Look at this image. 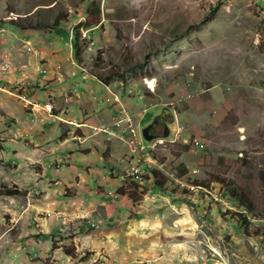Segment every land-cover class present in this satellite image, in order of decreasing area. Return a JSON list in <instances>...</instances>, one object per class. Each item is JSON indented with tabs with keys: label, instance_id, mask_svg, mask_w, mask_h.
Returning <instances> with one entry per match:
<instances>
[{
	"label": "rangeland",
	"instance_id": "rangeland-1",
	"mask_svg": "<svg viewBox=\"0 0 264 264\" xmlns=\"http://www.w3.org/2000/svg\"><path fill=\"white\" fill-rule=\"evenodd\" d=\"M78 25L81 62L72 46ZM0 26V188L32 186L20 202L0 195V264H264V0H0ZM108 94L110 106L145 109L141 133L162 106L173 110L171 135L153 150L157 182L150 170L140 181L128 175L129 147L96 128L113 119L85 118ZM79 131L112 141L110 161L96 152L87 159L97 180L112 168L117 180L90 184L80 196L70 188L56 194L84 160L56 167L44 154L47 174L62 180L30 185L29 174L44 166L22 149L42 156V137ZM153 133L164 138L163 125ZM47 186H56L54 199L83 200L85 211L58 216V231L34 234L45 238L33 249L25 235L27 248L13 253L30 201L51 227Z\"/></svg>",
	"mask_w": 264,
	"mask_h": 264
},
{
	"label": "crops",
	"instance_id": "crops-1",
	"mask_svg": "<svg viewBox=\"0 0 264 264\" xmlns=\"http://www.w3.org/2000/svg\"><path fill=\"white\" fill-rule=\"evenodd\" d=\"M108 96L109 97H107V99H104L105 100L104 105L98 106V108L96 107L98 110L101 108V111H97L96 108L88 110L89 111L88 116L85 117L88 121H91L92 123H102V124L111 122V120L113 119L116 103L113 106L112 105L110 106L109 102H113V98H112L111 94H108ZM71 111H72L71 117H75L78 119L83 118V117H78L75 113H73V112H75L74 109H71ZM79 130H81V129H79ZM77 136H79V137H77ZM73 138L77 139V142H76L78 144L77 148H75L74 146L71 145V142H73L72 141ZM46 143L49 145H46ZM40 144L41 145L44 144V145H46V147L49 148V149L48 148L47 149L41 148L42 149L41 155L43 154L42 156L35 154L33 152V150H31V149L23 148L21 151V154L23 155L22 157L31 158L34 161L35 160L39 161L44 166V161H45L44 160V158H45L44 154H46L47 157H51V155L53 154L55 157L54 159H52L53 162L56 164L58 162V165L56 167H60L65 158L67 159V158L74 157V159L76 161H79L80 159L84 160V162L82 164L84 166H82L78 171L73 173L74 177L80 175L81 176L80 179L77 180V178L72 177L70 181L63 180V181H65V183H64L65 186L61 185V191L56 192V194L57 193L64 194L66 192V191H64V188H70V189H73L76 194H78L77 196H80L81 190L83 188H90V186H89L90 184L94 185L95 182H97V184H96V188H97V185H100V186H106L107 185L108 186V185H111L110 182L112 180H114V181L117 180L118 176L115 174V171L113 168L110 169L109 175L106 174L107 172H103L100 174L98 172V179L99 180H97V173L94 171L91 162H89L87 159V156L89 153L96 152L99 154V159H103V160L108 159V161H110L113 158V143H112V141H110V143H108V142H105V139H102L100 137L88 140V136H84V134H82V132L79 131V134L76 136L74 135L72 137H68V136L59 137L57 140L51 141V142H49V140L47 139V136H44V137H42V141H40L39 143H37V142L35 143L36 146H38ZM68 144H70V145H68ZM66 149L68 151L64 152ZM14 151L17 152L16 148H14ZM76 151H79L81 154H83L82 157H78ZM59 152H64V155L63 156L57 155V153H59ZM106 152H108V153L105 154ZM18 153H20V152L18 151ZM71 160L75 161L73 159H71ZM53 162L49 163L48 165H51ZM47 172H48V167H46V166H44V168L40 171L34 170L33 174H29V177H28L30 185L35 186L37 181L39 183V181H41L44 176L47 177L48 179H52V180H55L57 178H61L59 176L52 178L51 176H49L47 174ZM95 173H96V175H95ZM121 177H122V180H125L123 176H121ZM61 180H62V178H61ZM17 184L20 187L19 189L24 188V190L26 191V196L23 197V199H26V198L30 199V196H31L30 192H31L32 186H28L27 183H23V182H19ZM56 186L59 187V185H56ZM56 186L54 188H56ZM54 188L47 186V188H44L46 190L42 189V190L46 191L45 197L47 198V202H48V206H46L44 208L52 209V212L56 216L54 220H52V217L54 215L49 218L52 221L51 227H49L50 223H47V226H45V223L42 221V218H44L43 216H41L42 213H35V212L32 213V211L29 210V207L32 206L31 201H30L28 208H26L25 204L23 203V205L25 207V209L23 210V215H25L26 219H25V221H22V223L24 222L26 229H24V231L23 230L19 231L17 234V237L12 239V241H13L12 242L13 243L12 248H14L16 250L13 253H15V252L17 253L20 249V245L25 244L24 243L25 240H23L22 242L19 241V240H22L25 235H28V234L31 235V238L29 239V241H31L30 246L33 249L34 245L36 247H38L39 246L38 242H40L42 239L45 238V236L42 234H40L39 236H37V235L34 236V234H37L39 232L45 234V233H49L50 231H58V228H59L58 223L60 221L58 216H60L64 213H67L71 210L76 211L75 208H77L79 212L85 211L86 203L81 199L73 198V199H75V201L73 199L70 200L66 197L61 198V199H54L53 198L54 194L52 193V191H54ZM36 190L37 189L35 188V190H33V191L37 192ZM7 197H9V196H7ZM19 199H21V198L16 199L17 202H20ZM76 199H78V200H76ZM70 204L73 205L71 207V209H70V207H68ZM93 204H94L93 202H89V206H91ZM27 226H29L30 229H27ZM23 246L22 247L24 249L27 248L25 245H23ZM30 246H28V249L32 250Z\"/></svg>",
	"mask_w": 264,
	"mask_h": 264
},
{
	"label": "built area",
	"instance_id": "built-area-1",
	"mask_svg": "<svg viewBox=\"0 0 264 264\" xmlns=\"http://www.w3.org/2000/svg\"><path fill=\"white\" fill-rule=\"evenodd\" d=\"M146 85L150 90H155V84L151 86L149 81H146ZM143 96L142 94L140 97L143 98ZM117 100H119L118 97ZM118 105L116 104L111 124L107 127L96 126V128L97 130L106 132L108 138H117L129 147V167L127 173L129 176L136 177L140 181L144 179L147 173H150L149 170L150 168L152 169V164H156L153 150L158 143H163L165 138L157 137L151 144H147L143 140L139 129V122L144 117L145 109L143 111H132L121 103ZM44 109L49 112L52 111L51 102H47L44 105ZM221 198H223L222 193Z\"/></svg>",
	"mask_w": 264,
	"mask_h": 264
},
{
	"label": "trees",
	"instance_id": "trees-1",
	"mask_svg": "<svg viewBox=\"0 0 264 264\" xmlns=\"http://www.w3.org/2000/svg\"><path fill=\"white\" fill-rule=\"evenodd\" d=\"M61 18L62 17H60V15H58L55 18L54 22L52 23V25H53L52 27L58 26L59 23H60ZM80 27H81V25H78V26L75 27L76 30L73 33V39H72V46H73L74 56L79 62H81V60H82L81 56H82V53H83V45H82V41H81L82 32L80 31ZM178 168L181 169V170L184 169L183 172H184V174L186 173L184 165H179ZM150 171H151V169H150ZM151 173H153L154 179L156 181L157 176H158L156 170L151 171ZM219 182H220L221 185H223L227 189V191L231 195V197L236 198V199L240 198V194L241 193H240V190L237 189L236 185H234V184H232L230 182H226L225 180H221V179L219 180ZM155 184L158 185L156 188L161 186V184H158V183H155ZM193 184L197 185L198 187L202 186L201 183L200 184L193 183ZM0 195L12 196V197H15V198H22V197L26 196V191L18 189V187L16 185H14V187L4 186L3 188H0ZM244 207H245V210H248V211L252 210V206L250 204H245ZM245 220L246 219L243 218V221H245Z\"/></svg>",
	"mask_w": 264,
	"mask_h": 264
},
{
	"label": "water",
	"instance_id": "water-1",
	"mask_svg": "<svg viewBox=\"0 0 264 264\" xmlns=\"http://www.w3.org/2000/svg\"><path fill=\"white\" fill-rule=\"evenodd\" d=\"M173 114V110L169 106H162L157 112L153 119L146 124L142 129V135L147 142V144H151L153 139L157 138L158 136L153 133L154 128L161 123L164 127V134L163 137L167 138L171 135L174 123H170L167 120V114Z\"/></svg>",
	"mask_w": 264,
	"mask_h": 264
},
{
	"label": "bare ground",
	"instance_id": "bare-ground-1",
	"mask_svg": "<svg viewBox=\"0 0 264 264\" xmlns=\"http://www.w3.org/2000/svg\"><path fill=\"white\" fill-rule=\"evenodd\" d=\"M149 83L151 86L154 85V81H149Z\"/></svg>",
	"mask_w": 264,
	"mask_h": 264
}]
</instances>
